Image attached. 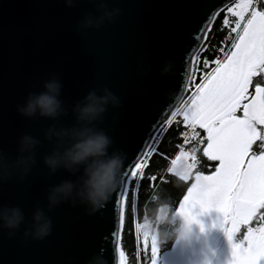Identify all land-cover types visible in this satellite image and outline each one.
Here are the masks:
<instances>
[{
	"label": "water",
	"instance_id": "1",
	"mask_svg": "<svg viewBox=\"0 0 264 264\" xmlns=\"http://www.w3.org/2000/svg\"><path fill=\"white\" fill-rule=\"evenodd\" d=\"M234 1L75 0L66 7L63 0H0V149L14 157L23 133L39 141L24 179L0 182V204L18 206L24 216L12 236L0 227V264H97L98 254L107 264H119L111 234L119 214L113 193L119 195L126 183L125 172L150 126L160 129L183 99L192 71L191 63L185 66L186 53L195 55L204 41L192 39L195 30L206 15L212 23L211 10L218 13ZM114 7L120 11L111 21L82 25L85 15L98 17ZM52 76L61 83L59 99L67 109L56 118L57 126L74 123L72 105L90 89L101 94L106 86L119 101L94 122L112 140L109 153L124 158L117 187L94 211L67 200L47 207L48 188L78 173L49 172L42 157L53 145L43 130L53 120L16 111L29 91L42 90ZM36 207L51 221L40 239L24 236Z\"/></svg>",
	"mask_w": 264,
	"mask_h": 264
},
{
	"label": "snow or ice",
	"instance_id": "2",
	"mask_svg": "<svg viewBox=\"0 0 264 264\" xmlns=\"http://www.w3.org/2000/svg\"><path fill=\"white\" fill-rule=\"evenodd\" d=\"M261 4L264 0H236L227 7L226 13L234 17L229 22L224 15L222 21L229 28V42L225 45L221 41L220 54L214 59H203L206 71L198 74L199 82L190 83L188 99L172 109V115L163 121L164 125H170L173 117L179 115L188 129L180 133L185 144L196 141L203 156L217 162L214 171L208 174L197 171L196 145L188 151L181 146L169 159L166 171L179 174L183 181L191 178L178 205L187 222L196 220L194 209L203 212L215 208L228 222L224 231L230 242L232 234L243 226L242 240L231 244L230 264H264V149L253 151L255 144L259 143L260 147L264 143V7ZM208 15L215 18L218 13L213 9ZM211 28L206 15L192 39L197 44L202 38L206 41ZM186 56V68L189 63H197V56L187 53ZM197 128L203 131L202 136ZM159 131L157 123L150 126L149 134L125 172L126 183L121 185L119 195L113 193L119 214L111 234L116 240L119 264L125 260L121 234L126 204L137 191L130 185L141 178L156 179L153 175L145 177V170L153 156H164L157 143L158 138L163 141ZM181 162L183 169L177 173L176 166ZM136 236L145 252L150 245V261L155 264L158 251L155 240L142 235L138 223Z\"/></svg>",
	"mask_w": 264,
	"mask_h": 264
},
{
	"label": "clouds",
	"instance_id": "3",
	"mask_svg": "<svg viewBox=\"0 0 264 264\" xmlns=\"http://www.w3.org/2000/svg\"><path fill=\"white\" fill-rule=\"evenodd\" d=\"M63 3L66 7H72L75 0H63ZM99 7L104 8V5L100 4ZM119 11L116 7L104 9L98 17L85 15L81 23L84 27H99L105 19H114ZM60 89V81L52 76L43 81L42 90L29 91L23 103L16 105V111L25 117L38 115L52 119L53 123L43 130V136L53 147L42 157V161L49 172L64 169L73 175L78 173L74 179H62L48 188L47 207L51 209L67 200L72 204L86 203L89 210L94 211L108 200L117 187L124 163L122 153L115 150L109 153L112 140L94 122L102 118L108 104L118 106L119 101L106 86L100 89L101 94L90 89L72 105L74 123L67 127L57 126L56 118L67 113L59 99ZM38 144L39 141L34 136L23 133L18 138L14 157L0 149V182L13 176L23 180L35 163V147ZM260 148L264 149V143ZM182 169L181 162L177 164L176 172ZM180 181L177 176V182ZM153 204L155 206L151 215H145L139 222L143 235L154 239L157 244H163L169 239L180 240L187 235L192 222L185 220L178 211V206L174 207L159 192L153 195ZM31 219L30 227L24 230L25 237L31 235L33 239H40L49 233L51 221L40 207L34 209ZM23 220V213L18 206L0 204V227L10 230L6 235L12 236ZM97 264H107V261L98 254Z\"/></svg>",
	"mask_w": 264,
	"mask_h": 264
},
{
	"label": "trees",
	"instance_id": "4",
	"mask_svg": "<svg viewBox=\"0 0 264 264\" xmlns=\"http://www.w3.org/2000/svg\"><path fill=\"white\" fill-rule=\"evenodd\" d=\"M233 4V2L231 3ZM229 4L227 7H230ZM264 7V4L260 5ZM222 9L215 16L211 25V32L208 35V39L203 41L202 46L196 52L195 56L198 57V61L195 65H192L191 77L188 83L187 95L189 93L190 83H198V74L206 71L203 67V59L208 58L209 60L214 59L220 54L219 49L221 47V41L226 45L230 39L229 28L225 27L222 23L224 15H226V9ZM207 45L206 49L201 51ZM226 50V48H225ZM195 68V71L193 70ZM192 77H196L192 79ZM178 117V116H177ZM174 118L170 125H163L160 128L159 136L163 138L160 142L159 138V150L164 153V156H153L149 167L145 170V177L153 175L156 177L155 180H149L141 178L138 182H132L130 187L136 188V195L131 197L130 201L126 204V220L121 234V250L125 253L124 264H145L146 254L143 249L142 243H137L136 236V224H139L140 219L145 215H151V210L154 208L153 195L157 192L160 193L162 198L169 199L173 206L179 205V199L182 198L184 192L187 191V187L191 183V178L188 181H183L179 174L180 182H177V176L173 173L166 171L169 166L168 161L175 156L176 152L180 150L181 146L183 149L192 148L196 145V152L198 156L197 171H202L201 167L204 168L205 172L214 170L216 161H208L202 154V148L194 140H189L187 144L184 142V137L180 136L183 132V126L176 127ZM199 129V128H198ZM199 134L202 136L203 131L199 129ZM259 144V143H258ZM164 179L161 180L160 177Z\"/></svg>",
	"mask_w": 264,
	"mask_h": 264
},
{
	"label": "flooded vegetation",
	"instance_id": "5",
	"mask_svg": "<svg viewBox=\"0 0 264 264\" xmlns=\"http://www.w3.org/2000/svg\"><path fill=\"white\" fill-rule=\"evenodd\" d=\"M260 150L258 143L253 146V151ZM201 170L205 172L203 167ZM194 211L197 212L196 220L191 223L187 235L180 240L169 239L163 243L161 264L167 263L169 255L165 256V249L169 248L172 253L178 251L181 264H224L226 259H231V244L242 240L243 226L232 234L230 242L224 231L228 222L220 212L215 208Z\"/></svg>",
	"mask_w": 264,
	"mask_h": 264
},
{
	"label": "rangeland",
	"instance_id": "6",
	"mask_svg": "<svg viewBox=\"0 0 264 264\" xmlns=\"http://www.w3.org/2000/svg\"><path fill=\"white\" fill-rule=\"evenodd\" d=\"M236 2V0L233 2V3H235ZM227 16H228V19H229V22H231L232 20H234V17L230 14V13H227L226 14ZM186 95H187V93H186ZM186 95H184V97H183V99L180 101V103L177 105V107L176 108H178V106L180 105V104H182V103H184L187 99H188V97H189V95L188 96H186ZM178 116V117H177ZM177 116H175V118H174V121H175V125H176V127H181V126H183V132H187L188 131V129L184 126V124H183V121H182V118L179 116V115H177ZM196 131L199 133V129L197 128L196 129ZM191 148H185L184 150L185 151H188V150H190ZM196 155H197V152H196ZM197 158H198V156H197ZM212 171H214V170H212ZM204 174H208V173H204ZM143 218H144V216L140 219V221L139 222H141L142 220H143ZM143 235V234H142ZM147 237V236H146ZM149 238V237H148ZM175 244H176V242H175ZM174 244V245H175ZM158 245V251H157V257H156V261H155V264H161V262H160V260H161V256L163 255L162 254V251H163V248H162V250H161V247H163V244H157ZM142 246H143V249H144V245L142 244ZM166 246H169V245H166ZM170 249L171 248H169V249H165V256H167V255H169V257H168V260H167V263L166 264H181V262H180V260H179V254H178V251L177 250H175L173 253L170 251ZM145 251V250H144ZM172 253V254H171ZM145 254H146V263L145 264H151V261H150V245H149V249H148V251L147 252H145ZM230 261H231V259H226L225 261H224V264H230Z\"/></svg>",
	"mask_w": 264,
	"mask_h": 264
},
{
	"label": "bare ground",
	"instance_id": "7",
	"mask_svg": "<svg viewBox=\"0 0 264 264\" xmlns=\"http://www.w3.org/2000/svg\"><path fill=\"white\" fill-rule=\"evenodd\" d=\"M187 88H188V85H187V87H186V90H185V93H184V95H186V92H187ZM162 126H163V125H162ZM162 126H161V127H162ZM161 127H160V128H161ZM159 130H160V129H159Z\"/></svg>",
	"mask_w": 264,
	"mask_h": 264
}]
</instances>
